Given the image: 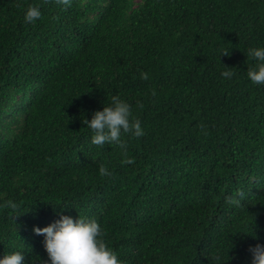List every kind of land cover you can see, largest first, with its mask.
Here are the masks:
<instances>
[{
	"label": "trees",
	"instance_id": "obj_1",
	"mask_svg": "<svg viewBox=\"0 0 264 264\" xmlns=\"http://www.w3.org/2000/svg\"><path fill=\"white\" fill-rule=\"evenodd\" d=\"M257 45L264 0H0V201L18 205L0 208V253L40 264L32 226L64 213L97 219L123 264H251L264 243ZM113 95L144 133L93 144L84 120Z\"/></svg>",
	"mask_w": 264,
	"mask_h": 264
},
{
	"label": "clouds",
	"instance_id": "obj_2",
	"mask_svg": "<svg viewBox=\"0 0 264 264\" xmlns=\"http://www.w3.org/2000/svg\"><path fill=\"white\" fill-rule=\"evenodd\" d=\"M65 6L71 0H60ZM42 15L39 6L32 4L26 7L23 13L25 22L36 21ZM229 50L221 53L228 54ZM248 55L255 63L247 67V77L254 83H264V45L250 47ZM230 68V67H226ZM146 78L147 73H141ZM230 70L222 72V76L231 77ZM84 124L91 130V142L96 145H105L115 142L123 146L122 132L134 136H142L144 128L141 121L132 118L131 105L117 95L111 97V102L92 112L90 119ZM98 172L102 176L112 173L107 165H100ZM17 202L12 199L0 201V208L16 209ZM36 234L43 235V247L47 259L40 264H123L117 253L109 247L102 238L103 229L99 221L93 217L60 213L59 218L45 226H32ZM253 231V229H252ZM254 233V232H253ZM251 235V234H250ZM251 264H264V243L257 242L249 246ZM0 264H30L25 260V252L14 249L0 253Z\"/></svg>",
	"mask_w": 264,
	"mask_h": 264
}]
</instances>
